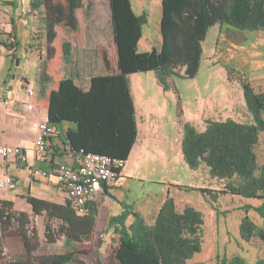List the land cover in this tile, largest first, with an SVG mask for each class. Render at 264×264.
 <instances>
[{"label": "trees", "instance_id": "1", "mask_svg": "<svg viewBox=\"0 0 264 264\" xmlns=\"http://www.w3.org/2000/svg\"><path fill=\"white\" fill-rule=\"evenodd\" d=\"M109 1L118 70L113 69L105 51L104 63L110 74L93 76L88 90L73 78L63 79L59 88L51 92L48 119L54 126L74 124L66 132V142L76 156L83 151L127 160L138 134L129 75L154 70L164 89L169 88V78L181 75L183 68V76L196 77L209 30L217 24H227L240 31H264V0H162V45L147 52L138 50L146 16L134 11L131 0ZM68 2L64 6L44 0L49 59L55 54L51 45L56 37L55 26L63 20L64 13L69 14L71 27L78 25L75 11L82 0ZM63 48L67 59L71 44L64 42ZM228 73L232 76L236 70L229 69ZM239 80L252 121L209 119L203 131L185 123L183 156L190 168L204 164L215 178L238 177L237 184L227 185L229 190L246 198L262 199L256 210L264 218V163L259 164L256 153L264 132V90H257L241 74ZM27 200L33 213L19 211L13 201L0 199V256L7 255L6 238L14 234L22 239L27 254L24 258L9 259L10 264H86L79 258L81 251L71 244L82 243L95 232L99 213L95 202H90L88 211L79 215L68 202L58 204L35 196H28ZM33 215H44V238L48 244L64 239L71 248L62 254L32 260V254L40 247ZM135 216L136 221L119 232L115 256L121 264H187L201 252L204 219L194 206L187 204L180 211L174 198L168 196L152 225L141 215ZM125 219L123 215L111 223ZM239 231L245 241H264V226L249 215L243 217ZM221 264L247 263L237 255L224 258Z\"/></svg>", "mask_w": 264, "mask_h": 264}, {"label": "crops", "instance_id": "2", "mask_svg": "<svg viewBox=\"0 0 264 264\" xmlns=\"http://www.w3.org/2000/svg\"><path fill=\"white\" fill-rule=\"evenodd\" d=\"M53 3H62L64 6L69 4L68 0H53ZM108 3L109 6L105 1L101 3L100 0H82L81 7L75 11L78 22L76 28L69 25V14L65 12L63 20L55 26L56 37L51 44L55 48V54L45 64L48 41L47 10L44 0H0V147L20 146L29 150L27 163L20 164L11 158L0 156V174L11 175L17 181V187L13 190L0 189V199L13 201L15 209L19 211L33 213L32 206L27 200L28 196L58 204L67 202L66 194L54 175L34 176L32 170L35 168L51 170L58 163L75 164L77 162V156L66 142V132L74 124L66 122L57 126L53 125L55 133L50 138L49 150L44 155L39 154L34 146L38 135L37 124L48 118L51 92L59 88L63 79L73 78L77 85L88 90L93 76L110 74L103 57L104 52H108L109 48L113 49V58H111L113 69L118 70V55L109 0ZM131 4L138 15L146 16L142 37L138 43L139 52L151 51L154 46L160 48L162 45V0H131ZM101 5L105 7V13H107L105 18L99 14ZM149 5L159 9L153 29L150 26ZM212 29H216L217 33L215 41L208 45L211 50L217 48L218 40L224 33L236 32L227 24H217L209 32ZM105 37L110 41L109 47H105ZM35 38L40 42L39 54L36 53L35 48L31 47L33 46L31 42ZM64 42L71 44L67 59L64 57ZM184 72L185 68L180 70V74ZM174 77L169 78V89L165 90L154 70L129 75L138 129L137 139L129 159L127 158V165L121 173V186H118L120 182L105 183V185L102 183L94 200L99 210L94 233L100 231V235H105L101 251L104 249L111 256V264H121L115 256V249L121 238L119 232L123 227H129L135 219L134 214L131 213L127 217L126 213L133 212L134 209L142 211L146 223L152 225L169 196L168 191L161 190V197L154 202L155 194L145 192L144 186L133 189L131 183L135 173L131 166L133 161L143 154L154 161L158 157L166 159L173 153L172 147L165 151L166 158L164 153L156 149L144 153L142 150L147 148L146 144H153V141L157 140L156 138L161 134V126L157 119L166 111L168 97H174L177 94ZM28 87H32L36 94L33 98L34 109L32 110L25 106L26 102L32 100L27 93ZM6 90H9L11 96L18 101L17 105L3 104L2 98ZM228 118L241 121L237 117ZM203 121L205 122V119ZM203 130L205 129L199 128V131ZM183 135L184 129L180 142V151L184 159ZM161 137L165 138V134L162 133ZM115 184L118 187H115ZM176 205L181 211L187 204L183 207H179L177 203ZM123 215H126L125 220L111 223V220Z\"/></svg>", "mask_w": 264, "mask_h": 264}, {"label": "rangeland", "instance_id": "3", "mask_svg": "<svg viewBox=\"0 0 264 264\" xmlns=\"http://www.w3.org/2000/svg\"><path fill=\"white\" fill-rule=\"evenodd\" d=\"M100 1L101 3L105 1L109 6L108 0ZM149 10L150 26L153 29L159 9L149 5ZM99 14L103 18L107 15L102 5L99 7ZM234 30L238 33L232 31L230 34L224 33L218 40L217 48L211 50L208 45L215 41L217 33L216 29H212L204 43L205 53L197 76L187 78L181 74L174 77L178 95L168 97L167 109L157 119L161 126V134H165V138L160 134L153 144H146L147 148L142 150L144 153L156 149L164 153L166 158L165 151L172 147L173 153L166 159L158 157L154 161L143 154L135 159L131 166L135 173L131 183L133 189L144 186L145 192L155 194L154 202L161 197V190H165L179 207L191 204L202 212L204 219L202 250L189 259L187 264H221L224 258L231 259L237 255L243 257L247 264H261L264 258V241L258 238L245 241L239 231L240 223L246 215L259 226H264V218L256 210L263 200L234 194L227 185L237 184L238 177L215 178L204 164L192 169L182 158L180 151L181 134L185 123L189 122L199 130L205 129L208 119L226 120L228 117H237L241 121H252V115L245 109L246 103L239 76L243 75L257 90L264 89V31ZM104 34L106 36L105 32ZM105 43V47L110 46V41L106 37ZM31 44L39 54V39H33ZM108 52L110 58H113V49L109 48ZM97 57L99 58V55ZM44 61L45 64L49 61L48 51H45ZM229 69H235L236 73L228 75ZM256 153L259 164H263L264 132L260 135ZM121 173L116 183L121 181ZM118 186H121V182ZM131 213L134 214V222L137 219L135 214L144 218L142 211L135 209L133 212L128 211L127 217ZM33 220L38 229L40 247L32 254V260L46 255L62 254L71 246H75L81 251L78 254L79 258H84L86 264H111V256L104 249L101 251L105 235H100V231L94 233L84 243L67 246L62 239L54 244H48L44 238V215H33ZM5 244L7 255L0 256V264H10L11 258L26 257L27 252L19 236L10 234Z\"/></svg>", "mask_w": 264, "mask_h": 264}, {"label": "built area", "instance_id": "4", "mask_svg": "<svg viewBox=\"0 0 264 264\" xmlns=\"http://www.w3.org/2000/svg\"><path fill=\"white\" fill-rule=\"evenodd\" d=\"M27 93L32 98L25 103L27 109H34L33 98L35 90L27 88ZM4 105H17L18 101L13 98L9 90L5 91L2 98ZM38 135L35 139V150L44 155L49 150L50 138L55 133V127L49 119L37 124ZM0 156L11 158L17 163H27L29 150L20 146H1ZM75 164L58 163L51 170H32L34 176L54 175L66 194L67 202L70 207L79 215H84L88 211V204L95 200L96 192L102 183L116 182L121 171L125 167L126 160L109 155L98 153L77 154ZM17 187L16 179L11 175L0 174V189L13 190Z\"/></svg>", "mask_w": 264, "mask_h": 264}]
</instances>
